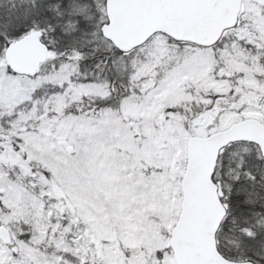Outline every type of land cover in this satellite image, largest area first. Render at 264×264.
I'll use <instances>...</instances> for the list:
<instances>
[{"label":"snow or ice","instance_id":"snow-or-ice-1","mask_svg":"<svg viewBox=\"0 0 264 264\" xmlns=\"http://www.w3.org/2000/svg\"><path fill=\"white\" fill-rule=\"evenodd\" d=\"M0 264H264V0H0Z\"/></svg>","mask_w":264,"mask_h":264}]
</instances>
